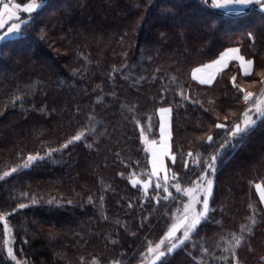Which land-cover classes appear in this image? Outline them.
I'll return each mask as SVG.
<instances>
[{
    "label": "trees",
    "instance_id": "obj_1",
    "mask_svg": "<svg viewBox=\"0 0 264 264\" xmlns=\"http://www.w3.org/2000/svg\"><path fill=\"white\" fill-rule=\"evenodd\" d=\"M259 5L230 12L210 0H45L21 11L19 32L0 41V213L19 260L141 263L183 202L175 188L167 197L132 183L151 169L143 134L158 138L157 111L170 106L172 186L196 181L204 157L218 159L205 217L155 264H235L238 254L241 264H264V209L255 191L264 184V118L250 111L257 123L231 135L252 108L240 89L264 91ZM234 46L254 59L251 75L233 61L212 84L194 79L196 68ZM37 153L43 159L24 167ZM0 264H15L2 223Z\"/></svg>",
    "mask_w": 264,
    "mask_h": 264
},
{
    "label": "snow or ice",
    "instance_id": "obj_2",
    "mask_svg": "<svg viewBox=\"0 0 264 264\" xmlns=\"http://www.w3.org/2000/svg\"><path fill=\"white\" fill-rule=\"evenodd\" d=\"M253 0H212L213 5L215 6H221V5H227L230 3H236L239 5H247L252 3ZM256 3H259L260 0H255ZM36 7V5H25V8L27 11H32V9ZM0 23H3L2 20H0ZM13 28H18V25H13ZM9 31H12V29H9ZM228 52H238V49H228ZM237 59L243 60V57L237 56ZM215 64H219L221 63V61H216L214 62ZM249 63H251V61H249ZM204 68H208V69H212L213 68V64H209V65H204ZM201 71V68H196L193 71V76L200 80L201 83L203 84H212L213 80L215 78L216 72L215 71H209L207 73L206 76H197L196 73H199ZM251 70L247 67L244 68V72L245 74H248ZM232 83L234 87H238L235 83V77L232 78ZM242 92H244V96L243 99L245 101H249L252 104V108L251 109H245V113H244V119L241 123H235L234 125L231 126V135L233 137L236 136H241L247 132L252 126H254L257 121L256 119H254L251 115H249V112L254 110L256 112V114L262 118H264V96H262L259 99H256L255 102L250 101V98L254 97V93L250 92V91H244L243 89H240ZM180 96L186 99H189L190 97H187L186 94L184 93L183 90L180 91ZM171 112V108L168 107H161L159 109V113H160V127H159V133H160V139H161V143L159 145V148L156 147H152L150 149L151 151V164H152V171L153 173H159L161 170H165L166 172V166H165V157H171V161L174 164L176 161V154L175 153H171L169 151V137H170V131H169V124L167 122V118L166 115L167 113ZM227 119V118H226ZM216 127L218 128H225L228 127L225 124H217ZM73 140H80L81 139V134H77L76 136L72 137ZM207 140L209 142H211L213 140V136L212 135H208L207 136ZM67 144L62 145L61 147H66ZM221 148L224 147V145L220 146ZM53 149H48V153H52ZM192 156V152L189 151L187 153V157L185 158V160L183 161L184 166L187 168L188 166V158H191ZM197 157H199V153H197ZM38 159H43V157H41L38 153L36 155H32L29 154L27 157V161L25 162V164L23 165L24 167L29 166L33 161H36ZM218 157L215 154V152H213L212 154L204 157V162H205V169L204 171H202L200 173V176L197 177L198 181H203L202 183H199L196 187V189H192V188H188L186 191L188 193V195L190 197H192V200L189 204L185 205V215L184 218L181 219L178 223H174L172 224L171 228H169V230L167 231V233L165 234L166 237H175V243L171 244V248L169 249V251L175 249L179 244H181L185 238H187L189 236V232L192 231L194 228H196L197 224L200 222V217L204 215V213H206L209 210V197L212 194L213 191V187H214V180L212 178V176L210 174H214L216 171V161H217ZM12 171H15V169H13ZM164 181H165V191H167V187H166V183L168 181V176L167 174L164 175L163 177ZM133 184L136 183L135 180L132 181ZM157 187L159 188L160 185L159 183L157 184ZM175 187L179 190L180 189V184L177 183L175 185ZM255 187L259 190L260 193V199L262 201H264V188L261 187L260 183H257L255 185ZM198 193H203V199L201 201L202 205H203V209L204 212L202 213H194L193 215L189 216L188 213L189 211L192 209L193 204L195 203V201L199 198L198 197ZM89 201H91V197H89ZM33 203H35V199L33 198ZM50 203L52 201H49ZM57 203H59L57 201ZM68 203H71V201H68ZM27 205L25 204H20L18 205L19 208H24ZM15 211V209H14ZM4 220L3 216H0V221ZM181 227H183V235L182 236H176V232L178 229H180ZM5 229L7 230V224L5 222ZM249 231H251V229H249ZM241 242L240 239H236L235 244L239 245ZM164 243V240L161 239L160 243L156 244L155 247H151L149 246L147 248V252L151 253V260L153 262L159 260L161 257H163L166 253L160 251L161 248V244ZM235 245H233V250H234ZM206 251V250H205ZM9 252H11V249H9Z\"/></svg>",
    "mask_w": 264,
    "mask_h": 264
},
{
    "label": "rangeland",
    "instance_id": "obj_3",
    "mask_svg": "<svg viewBox=\"0 0 264 264\" xmlns=\"http://www.w3.org/2000/svg\"><path fill=\"white\" fill-rule=\"evenodd\" d=\"M0 1H1L0 2V20L3 21V23H0V31H2V33H0V41H2L5 38L11 37L14 34H16V33L19 32V27L18 28H13L12 26L13 25L20 26L22 23H20V21H18V20L21 18V14H24L21 11H24L25 13H29V11H27L26 8H24L25 7L24 5L23 6L22 5H18L17 3H15L14 0H0ZM44 1L45 0H31V2H29L27 5H33V4L36 5V7H34L32 9V11H34V10H37L40 7V5L43 4ZM155 17L156 16L151 17L150 18V21L152 22L155 19ZM200 22H201V20L200 21L197 20L195 22L190 21L187 24H189V25H192V24L193 25H198V24H200ZM9 29H12V31H9ZM163 107L171 108L170 106H163ZM159 109L157 111V116H158L159 127H160V113H159ZM165 115H166V118H168V119L170 117L169 151L171 153H173V150H172V108H171V112L170 113H167ZM143 142L145 143L146 148L149 151V154H150V163H151L152 156H151L150 149L152 147L159 148V145L162 142L161 139H160V133H159L158 138H155V139L150 138L148 136V134H145L144 133L143 134ZM26 161H27V159L25 160V162ZM170 161H171V157H165L166 172H165V170H161L158 174L157 173H153V171H152V164H151V169L147 173L148 174V176L146 177L147 179L146 178H143V176L139 177L137 175H134L132 177V181L133 180L136 181V183L134 185H140L143 188V190H145V191H148L152 186H157V184L159 183V185H160L159 188H162L164 190V192L168 195L167 197H170V196L173 195L172 193H170V191H171L172 188H175V190H177L178 194H182V197L181 198L183 199V202H181V203L179 202L180 203L179 208L175 212L174 219H173V221H172V223H171V225H170L169 228H171L172 224L178 223L181 219L184 218V215H185V205L186 204H189L191 202V200H192V197H190L188 195V193H187L186 190L188 188H192V189L195 190L196 187H197V185L199 183H202L203 182V181L196 180V181H194L190 185H185V184L184 185H180V189L179 190L175 187V185L177 183L174 184L173 185L174 187H173L172 184H171V182H172L171 180H173V174H172V172L169 169V162ZM25 162H24V164H25ZM34 162L35 161H33L32 163H34ZM165 174H167V176H168V181L166 183L167 191H165V181L163 179V177H164ZM210 175L212 176V178H214L212 174H210ZM257 183H260L261 184V187L264 188V184L262 182H256V184ZM255 191H256L257 196H258V198H259V200H260V202H261V204L263 206V209H264V201H262L260 199V193H259V190L256 187H255ZM197 195H198L199 198L195 201V203L193 204L192 209L189 211V213H188L189 216L193 215L194 213H202V212H204L203 205L201 203V201L203 199V193H198ZM206 213H204V215L200 217V222L197 225H199L201 223V221L205 217ZM0 216H3V215L0 213ZM3 217H4V220L0 221V223H2L4 225V229H5L6 217L5 216H3ZM6 224H7V222H6ZM192 231L189 232V236L187 238H185V240L190 237ZM182 235H183V227H181L180 229H178L177 232H176V236H182ZM161 239L164 240V243L161 244L160 251L165 252L166 254L164 256H166L168 254V252H169V249L171 248V244L172 243H175V237H166L164 235L163 238H161ZM161 239L156 244L160 243ZM156 244H153V245H150V246L151 247H155ZM229 244H230V242H229ZM5 245H6V249H7V252L9 254V257L14 261L15 264H28L27 262H25L23 260H19L15 256L14 250H13V246H12L13 245L12 231H11V229H10V227H9L8 224H7V230L5 229ZM238 246L239 245H237L236 247H238ZM236 247L234 249H236ZM9 249H11V252H9ZM228 249L232 250L231 248H228ZM151 255H152L151 253H148L146 251L144 253L143 257H142L143 259H142V261H141L140 264H155L158 260L155 261V262H153L151 260ZM234 260L237 262L235 264H241V257H240L239 254L234 256ZM239 260H240V263H239ZM95 264H99V263H95ZM111 264H121V263L115 262V263H111Z\"/></svg>",
    "mask_w": 264,
    "mask_h": 264
},
{
    "label": "crops",
    "instance_id": "obj_4",
    "mask_svg": "<svg viewBox=\"0 0 264 264\" xmlns=\"http://www.w3.org/2000/svg\"><path fill=\"white\" fill-rule=\"evenodd\" d=\"M210 1L212 2V0H210ZM260 3H261V5H259V8H260V10L264 11V0H260L259 3H256L255 0H253L252 3L247 4V5H239V4H236V3H230V4H227V5H221V6H216V7L220 8L222 10H225V11L238 12V11L245 10L246 8H248V7H250V6L254 5V4H260ZM233 48L238 49V52H228V49H233ZM237 56L243 57L244 59L243 60L237 59L236 58ZM216 61H221V63L215 64L214 62H216ZM233 61L238 63V65L240 67V70H241V73L244 76H249V75H251L253 73L254 68H255L254 59L247 58L245 55H243V53L241 52V49L238 46H234V47L226 48L219 55V57L217 59H215V60H213V61H211V62L206 64V65L213 64V68L212 69L204 68L203 66L198 67V68H201V71L199 73H196V75L197 76H206L209 71H215L216 72V75H215V78H214V80H215L216 77L218 76V74L222 70L227 68L229 66V64L231 62H233ZM249 61H251V63H249ZM245 67H247V68H249L251 70L248 74H245V72H244V68ZM194 79H196V78L194 77ZM196 80L200 82V80H198V79H196ZM214 80H213V82H214ZM263 84H264V79H263ZM263 95H264V91H263L262 94H260L258 96V99L261 98ZM167 122H168L169 127H170V117H169V119L167 118Z\"/></svg>",
    "mask_w": 264,
    "mask_h": 264
},
{
    "label": "built area",
    "instance_id": "obj_5",
    "mask_svg": "<svg viewBox=\"0 0 264 264\" xmlns=\"http://www.w3.org/2000/svg\"><path fill=\"white\" fill-rule=\"evenodd\" d=\"M247 91L253 92L255 94L254 97L250 98V101L254 102L257 99L258 94L253 90H247ZM243 96H244V94H243ZM242 99H243V97H242ZM243 103L247 106L251 105V103L249 101H245L244 99H243Z\"/></svg>",
    "mask_w": 264,
    "mask_h": 264
}]
</instances>
